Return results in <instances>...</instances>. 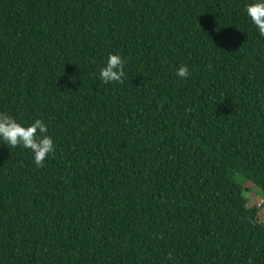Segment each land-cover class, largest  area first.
I'll return each mask as SVG.
<instances>
[{
    "label": "trees",
    "instance_id": "16d2710c",
    "mask_svg": "<svg viewBox=\"0 0 264 264\" xmlns=\"http://www.w3.org/2000/svg\"><path fill=\"white\" fill-rule=\"evenodd\" d=\"M243 179L264 0H0V264H264Z\"/></svg>",
    "mask_w": 264,
    "mask_h": 264
},
{
    "label": "rangeland",
    "instance_id": "374dc122",
    "mask_svg": "<svg viewBox=\"0 0 264 264\" xmlns=\"http://www.w3.org/2000/svg\"><path fill=\"white\" fill-rule=\"evenodd\" d=\"M241 177V176H240ZM238 177V179L246 178L244 177ZM246 180V186L250 188L251 192H248L247 190L244 191V194L246 196L249 195L248 201H249V206H255L258 207L259 211L257 212V218L259 221L264 222V198L260 197L256 192L254 188H252V183L251 181H248V179H243V181Z\"/></svg>",
    "mask_w": 264,
    "mask_h": 264
}]
</instances>
